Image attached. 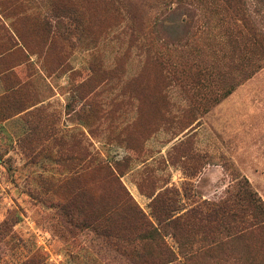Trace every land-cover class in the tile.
<instances>
[{
    "label": "rangeland",
    "instance_id": "rangeland-1",
    "mask_svg": "<svg viewBox=\"0 0 264 264\" xmlns=\"http://www.w3.org/2000/svg\"><path fill=\"white\" fill-rule=\"evenodd\" d=\"M232 19L0 0V264H264V208L207 218L239 183L264 207V56Z\"/></svg>",
    "mask_w": 264,
    "mask_h": 264
},
{
    "label": "trees",
    "instance_id": "trees-1",
    "mask_svg": "<svg viewBox=\"0 0 264 264\" xmlns=\"http://www.w3.org/2000/svg\"><path fill=\"white\" fill-rule=\"evenodd\" d=\"M222 4L225 11L232 14V20H229V24H231L232 27L235 28L238 32L235 34H230L228 36V43L231 45H234L235 47H240L244 45V47H248L251 49H257V51L260 53V55L264 56V32L258 29V26L255 24L254 21H251L250 18H248L245 13L243 12L245 9V0H217ZM241 28H245L246 32L243 34L241 31ZM195 36V35H194ZM193 36V37H194ZM194 42V41H193ZM230 94L228 91L225 95ZM239 187L237 190H235V194L233 196L234 199L229 198L222 206H217L216 209L212 210L210 213V216H207L208 219H213L214 221L218 222L221 220H226L228 214L235 217L237 215H245L248 211L250 214L253 215V217L258 218L260 215V209L264 208L262 206L261 201H257L255 199V193L253 191L245 186H241L240 183L238 185ZM237 198V199H236ZM233 202L231 206H239V209L234 211L228 210V201ZM237 203H240L239 205ZM220 215H223L221 218H219ZM240 217V216H238ZM237 217V218H238ZM231 218V217H230ZM235 219V218H234ZM236 220V219H235ZM223 223V222H222ZM262 226H264V217H262ZM225 224V223H224ZM227 231L231 230L230 227L226 228ZM225 229V230H226Z\"/></svg>",
    "mask_w": 264,
    "mask_h": 264
},
{
    "label": "crops",
    "instance_id": "crops-1",
    "mask_svg": "<svg viewBox=\"0 0 264 264\" xmlns=\"http://www.w3.org/2000/svg\"><path fill=\"white\" fill-rule=\"evenodd\" d=\"M264 229V228H263Z\"/></svg>",
    "mask_w": 264,
    "mask_h": 264
}]
</instances>
